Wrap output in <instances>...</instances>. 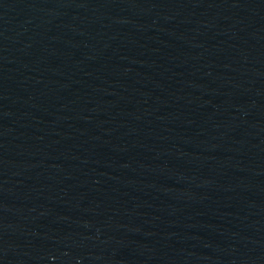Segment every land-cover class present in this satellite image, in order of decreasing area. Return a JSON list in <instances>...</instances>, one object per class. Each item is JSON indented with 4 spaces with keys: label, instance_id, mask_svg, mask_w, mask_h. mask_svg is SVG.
<instances>
[{
    "label": "water",
    "instance_id": "1",
    "mask_svg": "<svg viewBox=\"0 0 264 264\" xmlns=\"http://www.w3.org/2000/svg\"><path fill=\"white\" fill-rule=\"evenodd\" d=\"M0 264H264V0H0Z\"/></svg>",
    "mask_w": 264,
    "mask_h": 264
}]
</instances>
